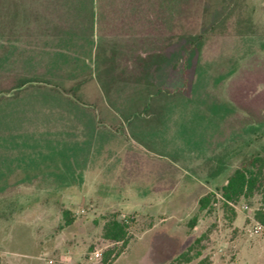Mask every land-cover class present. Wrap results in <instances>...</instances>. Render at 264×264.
<instances>
[{"label": "rangeland", "instance_id": "rangeland-1", "mask_svg": "<svg viewBox=\"0 0 264 264\" xmlns=\"http://www.w3.org/2000/svg\"><path fill=\"white\" fill-rule=\"evenodd\" d=\"M256 152L264 0H0L2 264H101L115 213L113 264H264L259 195L199 210Z\"/></svg>", "mask_w": 264, "mask_h": 264}, {"label": "trees", "instance_id": "trees-1", "mask_svg": "<svg viewBox=\"0 0 264 264\" xmlns=\"http://www.w3.org/2000/svg\"><path fill=\"white\" fill-rule=\"evenodd\" d=\"M260 196V208L255 213L258 222L264 225V154L256 152L249 156L228 178L227 183L222 186L220 196L213 192L203 195L199 199V210H210L212 203L222 202L224 209L230 208L231 204L237 203L242 198L250 199ZM73 220H67L70 225ZM197 225V218H194L189 227L194 229ZM130 226L127 219H121L119 213H115L106 219L103 227L102 238L112 246L101 255V264H113L130 242ZM202 242V237L196 238L194 243L182 251L168 264H185L201 256L196 250V245ZM194 250L197 252L193 254ZM208 258H203L198 264H209ZM0 264H2L0 260Z\"/></svg>", "mask_w": 264, "mask_h": 264}]
</instances>
